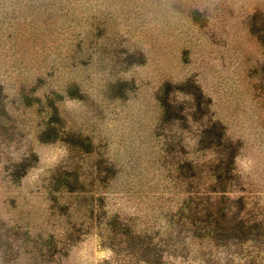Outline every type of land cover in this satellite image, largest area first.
Wrapping results in <instances>:
<instances>
[{"label": "rangeland", "instance_id": "rangeland-1", "mask_svg": "<svg viewBox=\"0 0 264 264\" xmlns=\"http://www.w3.org/2000/svg\"><path fill=\"white\" fill-rule=\"evenodd\" d=\"M255 15L264 0H0V264H141L124 240L167 226L218 163L199 145L209 120L243 141L236 195L264 216ZM48 100L60 121L43 142ZM111 217L132 226L125 237L107 232Z\"/></svg>", "mask_w": 264, "mask_h": 264}, {"label": "trees", "instance_id": "trees-1", "mask_svg": "<svg viewBox=\"0 0 264 264\" xmlns=\"http://www.w3.org/2000/svg\"><path fill=\"white\" fill-rule=\"evenodd\" d=\"M253 23L254 34L264 44V18L255 15ZM173 87L169 83L163 90L161 102L166 121L173 117L170 101ZM191 87L195 88V85ZM176 90L187 93L184 85ZM49 100V121L39 132L43 142L48 141L47 135L56 133L60 121L58 105ZM198 109L207 111L202 106ZM226 131L222 121L209 120L203 127L199 140L201 150L214 151L218 163L201 172L205 182L195 186L192 182L188 184V195L175 211L168 214L167 226L146 228L134 238L124 240L129 245L135 241L141 264H264V216L254 213L258 211H254L253 204L244 194L236 195L244 191L237 169L243 141L230 139ZM31 156H24L15 164V170L11 171L14 181L26 176L35 159ZM187 168L189 177L196 178L195 164L189 162ZM68 186L66 183L65 189L70 193ZM64 194L61 192L58 199ZM120 224L111 217L107 232L125 237L122 231H129L132 226Z\"/></svg>", "mask_w": 264, "mask_h": 264}]
</instances>
